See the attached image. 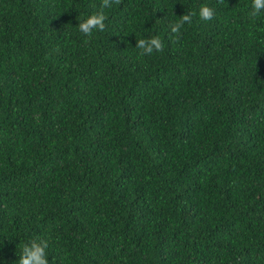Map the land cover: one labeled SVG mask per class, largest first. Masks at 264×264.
<instances>
[{
	"label": "trees",
	"instance_id": "trees-1",
	"mask_svg": "<svg viewBox=\"0 0 264 264\" xmlns=\"http://www.w3.org/2000/svg\"><path fill=\"white\" fill-rule=\"evenodd\" d=\"M100 4L0 0V264H264V11Z\"/></svg>",
	"mask_w": 264,
	"mask_h": 264
},
{
	"label": "clouds",
	"instance_id": "clouds-1",
	"mask_svg": "<svg viewBox=\"0 0 264 264\" xmlns=\"http://www.w3.org/2000/svg\"><path fill=\"white\" fill-rule=\"evenodd\" d=\"M120 0H101L100 9L94 11L82 21H79L78 28L81 33L87 37H91L94 30L103 31L106 27L107 19L104 9L111 8L113 3L118 4ZM223 2V0H221ZM264 11V0H252L250 16L256 18ZM194 12H186L180 16L178 21H170L168 28L170 35L175 39H179L182 27L187 23L191 24ZM199 18L203 21H211L215 18V9L208 4H202L199 8ZM140 49V55H151L153 52H162L164 44L159 36H151L147 39H138L135 46ZM49 241L40 237L32 238L24 243L20 249V259L17 264H49L47 249Z\"/></svg>",
	"mask_w": 264,
	"mask_h": 264
}]
</instances>
